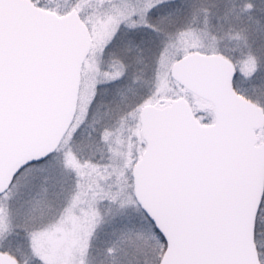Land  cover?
I'll return each instance as SVG.
<instances>
[{
  "label": "snow or ice",
  "instance_id": "snow-or-ice-1",
  "mask_svg": "<svg viewBox=\"0 0 264 264\" xmlns=\"http://www.w3.org/2000/svg\"><path fill=\"white\" fill-rule=\"evenodd\" d=\"M0 264H264V0H0Z\"/></svg>",
  "mask_w": 264,
  "mask_h": 264
}]
</instances>
